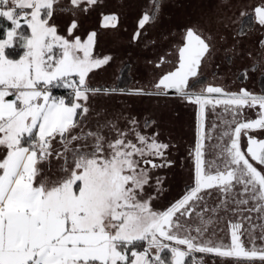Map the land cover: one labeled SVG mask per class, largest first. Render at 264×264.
<instances>
[{
  "label": "snow or ice",
  "instance_id": "snow-or-ice-1",
  "mask_svg": "<svg viewBox=\"0 0 264 264\" xmlns=\"http://www.w3.org/2000/svg\"><path fill=\"white\" fill-rule=\"evenodd\" d=\"M98 2L69 0L61 10L86 14ZM58 3L0 0V264H205L209 255L264 264V138L255 135L264 130V92L206 84L201 69L212 45L194 28L186 29L175 63L154 91L93 87L90 74L112 56H95L96 33L82 41L74 35L75 19L67 37L59 34L51 22ZM159 11L160 0H151L134 41ZM254 13L264 27V4ZM117 22L109 14L103 26ZM16 48L18 58L10 51ZM242 75L246 79L248 69ZM54 88L67 94L56 96ZM117 91L175 95L197 106L194 184L164 210L152 207L162 179L153 186L151 170L173 164L170 145L158 133L138 131L135 117L127 120L135 142L112 121L84 130L90 97ZM209 112L215 117L210 127ZM213 190L219 203L210 209L206 197ZM221 212L236 217L227 221V239L213 227Z\"/></svg>",
  "mask_w": 264,
  "mask_h": 264
},
{
  "label": "rangeland",
  "instance_id": "rangeland-1",
  "mask_svg": "<svg viewBox=\"0 0 264 264\" xmlns=\"http://www.w3.org/2000/svg\"><path fill=\"white\" fill-rule=\"evenodd\" d=\"M260 3L264 0H160L159 14L141 30L142 34L135 41L133 35L138 20L143 12L150 11L151 0H99L86 14L73 10L75 15L61 10L70 7L69 0H59L51 22L59 34L67 37L70 22L77 20L74 35L86 41L88 35L95 32L93 54L112 56L110 63L90 74L89 82L93 87L117 88L125 70L130 79L125 86L128 90H152L158 78L175 63L176 49L182 45L188 28L196 29L212 45L211 55L201 69L206 84L229 82L248 69V86L253 87L259 74L264 72V64L254 65L259 32L257 26L253 28V23L245 19ZM242 12L246 15L241 16ZM113 13L118 16L116 27H104V16ZM161 57L164 62L157 68ZM169 97L172 99L121 92L97 94L90 97V112L84 125L87 131L95 129L97 123L112 121L120 129L129 131L128 138L135 142L127 124L130 117H135L139 121L138 131L149 136L158 133L159 141L170 145L167 157L173 164L151 170L153 186L156 177L162 179V191L152 201L155 210L179 198L183 186L191 180L192 166L185 151L186 144L193 140L192 109L180 98ZM145 121H155V124L145 129ZM104 134L113 138L109 130ZM60 147L57 143L56 148ZM146 191L152 193L153 188L148 187Z\"/></svg>",
  "mask_w": 264,
  "mask_h": 264
},
{
  "label": "flooded vegetation",
  "instance_id": "flooded-vegetation-1",
  "mask_svg": "<svg viewBox=\"0 0 264 264\" xmlns=\"http://www.w3.org/2000/svg\"><path fill=\"white\" fill-rule=\"evenodd\" d=\"M264 3H260L258 5H255V7H253L252 12L248 13L246 15V22H251V24L253 23V28L255 26L258 27V32H259V36H258V43H257V47H256V56L257 58H255V62L254 65H261L264 64V45L261 44V41L264 40V27L260 26L257 22H256V18H255V13H254V9ZM248 82H249V77L247 75V78L245 79L243 75L238 74V76L236 78H231L229 80V82H221V83H217V82H211V83H207V84H211L213 86H220L223 89H225L226 91L229 92H238L241 88H246L249 91L252 92H256V93H260V92H264V72H262L261 74H259L258 78L254 81V85L253 87H249L248 86ZM149 91H154V89L149 90ZM184 102V105L189 106L192 110V118H193V140L191 141V143L186 144V151H185V157L187 158L188 161L191 162V180L190 183H188L187 185L183 186L182 189V194L179 196V198H177L176 200L180 199L184 194L185 191L188 187L192 186L194 184V160L192 155H190V153L194 150L195 144H196V139H197V106L188 102ZM246 114L248 118L254 119L255 118V112L251 111V110H246ZM215 119V117L209 112L208 117H207V125L210 127L212 121ZM217 123H219V121H217ZM255 135H257V138H264V130H258L257 133H255ZM242 141L244 143V145L246 146V139L242 137ZM218 193L215 192L213 190L212 195L209 197H206V201L208 204V207L211 209L213 207H215L218 203H219V199H218ZM175 200V201H176ZM173 201V202H175ZM172 202V203H173ZM170 203V204H172ZM170 204H168L167 206H165L164 208H162L161 210L166 209ZM245 215H247V213H245ZM253 216V222L254 223H261V221L256 220V213H252L251 214ZM236 217H233L231 212L228 213H224L221 212L220 213V218L218 219L217 223L213 225V227L217 230L218 235L224 237L225 239H227V233H228V226H227V221L228 219H235ZM192 219H195V217L193 216ZM246 226H247V222ZM219 229H224L223 232H220ZM257 234H259V228H257ZM202 254H197V256H200ZM205 264H232L231 260H223L222 258L219 257H213V256H205ZM256 264H259V262H255ZM241 264H244V262H241Z\"/></svg>",
  "mask_w": 264,
  "mask_h": 264
},
{
  "label": "trees",
  "instance_id": "trees-1",
  "mask_svg": "<svg viewBox=\"0 0 264 264\" xmlns=\"http://www.w3.org/2000/svg\"><path fill=\"white\" fill-rule=\"evenodd\" d=\"M10 51H12L13 54L17 56V58H18V54H22V50L19 49V48H16V49L10 50ZM119 81H120V83L118 84V87L115 88V89L128 90L125 86L129 83L130 79H129L128 75H126L125 70L122 71ZM117 92H119V91H117ZM53 94H62L63 96H65L66 95V90L64 88H54L53 89Z\"/></svg>",
  "mask_w": 264,
  "mask_h": 264
},
{
  "label": "built area",
  "instance_id": "built-area-1",
  "mask_svg": "<svg viewBox=\"0 0 264 264\" xmlns=\"http://www.w3.org/2000/svg\"><path fill=\"white\" fill-rule=\"evenodd\" d=\"M66 94H67V92H66ZM56 96H63L62 94H55Z\"/></svg>",
  "mask_w": 264,
  "mask_h": 264
},
{
  "label": "crops",
  "instance_id": "crops-1",
  "mask_svg": "<svg viewBox=\"0 0 264 264\" xmlns=\"http://www.w3.org/2000/svg\"><path fill=\"white\" fill-rule=\"evenodd\" d=\"M119 96H122V95H119ZM159 98V97H158ZM168 99H172V97H167Z\"/></svg>",
  "mask_w": 264,
  "mask_h": 264
},
{
  "label": "water",
  "instance_id": "water-1",
  "mask_svg": "<svg viewBox=\"0 0 264 264\" xmlns=\"http://www.w3.org/2000/svg\"><path fill=\"white\" fill-rule=\"evenodd\" d=\"M170 96H175V95H170Z\"/></svg>",
  "mask_w": 264,
  "mask_h": 264
}]
</instances>
